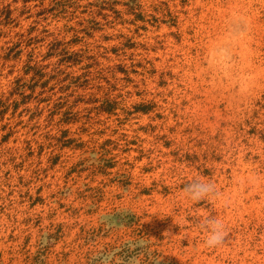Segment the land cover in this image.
Segmentation results:
<instances>
[{
  "label": "rangeland",
  "instance_id": "obj_1",
  "mask_svg": "<svg viewBox=\"0 0 264 264\" xmlns=\"http://www.w3.org/2000/svg\"><path fill=\"white\" fill-rule=\"evenodd\" d=\"M229 26L221 81L205 56ZM253 174L264 0H0V264H264V184L229 208L181 191Z\"/></svg>",
  "mask_w": 264,
  "mask_h": 264
},
{
  "label": "clouds",
  "instance_id": "obj_2",
  "mask_svg": "<svg viewBox=\"0 0 264 264\" xmlns=\"http://www.w3.org/2000/svg\"><path fill=\"white\" fill-rule=\"evenodd\" d=\"M233 23H243L235 20ZM244 29L235 31L227 27L224 36L209 43L205 56V68L209 74L218 80L224 81L233 78L235 68V45L242 38ZM264 184V178L255 174L246 177L237 176L235 189L224 191L210 178L197 177L185 184L181 189L185 199L190 201L208 200L217 205L229 208L236 198L242 195V190L256 188ZM258 204L264 207V193L258 197ZM197 228L203 235L202 245L206 248H216L224 244L227 234V224L224 218L211 216L206 213L197 221Z\"/></svg>",
  "mask_w": 264,
  "mask_h": 264
},
{
  "label": "trees",
  "instance_id": "obj_3",
  "mask_svg": "<svg viewBox=\"0 0 264 264\" xmlns=\"http://www.w3.org/2000/svg\"><path fill=\"white\" fill-rule=\"evenodd\" d=\"M61 61L64 62V63L67 62L68 64H72V65L75 64V63H73L74 61L60 60V62H61ZM25 74H28V73H25Z\"/></svg>",
  "mask_w": 264,
  "mask_h": 264
}]
</instances>
